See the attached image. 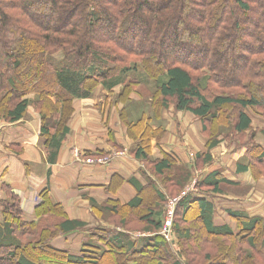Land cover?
Here are the masks:
<instances>
[{
    "label": "trees",
    "instance_id": "obj_1",
    "mask_svg": "<svg viewBox=\"0 0 264 264\" xmlns=\"http://www.w3.org/2000/svg\"><path fill=\"white\" fill-rule=\"evenodd\" d=\"M169 1H184L193 9L181 5L169 13ZM185 16L188 20L182 21ZM28 52L32 58L25 65L23 57ZM132 57L140 59L149 76L155 74L151 77L156 79L165 107L170 99L174 100L176 110L205 120L206 131L208 123L213 124L225 106L235 105L238 113L232 124L233 133L250 132L254 140L257 131H253V119L247 109L256 110L264 118V0H0V105L9 101L5 115L9 123L22 120L28 107L41 100L56 106L90 98L93 87L99 84L110 90L115 88L124 82ZM33 74L35 81L25 89L20 87ZM41 115L46 160L54 164L71 129L61 120L48 123L46 115ZM219 143L217 136L212 137L207 152L196 157L203 156V161L210 164L211 151ZM133 156L149 161L143 147ZM152 164L159 175L171 170L173 164L191 171L164 150ZM252 165L264 169V145L260 143H252L247 149L244 159L237 163L236 173L249 172ZM129 183L137 192L130 202H105L116 208H139L143 202L141 193L151 182L143 186L131 177ZM199 184L221 193V185L232 182L214 170ZM151 187L164 201L165 193L155 184ZM203 194L187 195L179 206L180 212L186 213L196 205L197 217L208 235L232 239L243 235L244 239L259 228L264 229L261 216L236 210H228V214L236 222L238 232L229 224H215L217 206ZM0 203V264H37L18 253L26 247L25 237L30 242L43 241L47 251L66 264H100L113 249L146 256L156 246L167 243L161 234L134 237L133 233L110 227L98 228L82 243L80 253L74 255L54 246L52 241L81 231L86 223L70 219L49 189L40 193L34 207L36 219L32 221L24 219L21 200L12 191ZM46 213L58 214L60 221L56 226L55 222L45 225L42 218ZM152 214L144 219L145 228L161 230L162 221L150 220ZM50 225H54V230L48 231ZM172 264L188 263L178 259Z\"/></svg>",
    "mask_w": 264,
    "mask_h": 264
},
{
    "label": "rangeland",
    "instance_id": "obj_2",
    "mask_svg": "<svg viewBox=\"0 0 264 264\" xmlns=\"http://www.w3.org/2000/svg\"><path fill=\"white\" fill-rule=\"evenodd\" d=\"M181 5L184 7L190 3L184 1L171 3L169 1L167 11L171 13L174 11L173 9L179 8ZM190 7L193 9L191 5ZM181 20L187 21L188 19L185 16ZM59 53L57 56L61 55ZM31 58V53L28 52L23 57L24 64L27 65ZM139 60L136 57L129 60L128 65L131 68L126 71L122 84L111 90L101 84L93 87V94L89 99L99 100L98 107L88 105L91 102L84 103L82 107L80 105L75 106L76 99L64 104L58 103L56 106L51 105L52 103L50 104L46 100H41L28 107V110L38 113L40 117L42 116L41 113L45 114L48 123H53L56 120L63 121L62 123L70 127L71 132L87 133L92 127H103L104 129L121 127L122 132L129 140V152L133 155V152L143 147L148 154L149 161H140L143 163L145 175L151 182V186L155 184L157 189L162 190L166 195L164 201L160 200L153 187L149 186L141 193L143 202L137 209L121 208L120 206L116 208L106 202H96V207L94 205L91 207V213L96 221H93V228L88 230L87 238L83 242L96 229L106 227L125 233H133L134 237H158L161 234L167 242L163 246H156L157 249L155 248L149 254L146 253L148 256L139 253L128 255L123 249H113L107 259L100 264H172L178 259L188 264H264V229L259 228L252 234L245 236L244 239H242L243 235L237 239L211 236L206 233L197 217L196 205L192 206L186 213H181L179 206L187 195L197 197L204 193L203 195L212 199L217 206L215 224H229L235 229V232H238L236 222L230 218L227 209L224 215L229 218L228 220L225 219L222 213L225 201L219 195L264 197V169L252 165L251 170L247 173L249 180L245 185L222 184L221 193H214L211 188L201 187L199 182L204 178L210 166L215 167V170H219L224 175L226 173L228 176H234L233 169L239 161L244 159V154L247 149H250L252 143L263 142L264 118L258 115L256 110L247 109L253 119V131H257L252 141L250 132L243 135L233 133L232 124L237 116L238 107L227 105L221 110L219 118L213 124L208 123V129L205 131L203 129L205 120L190 112L176 110L174 100L170 99L168 107L163 105L158 93L156 79L151 77L152 74H155L152 73L149 76ZM39 73L40 69L37 77ZM34 75L28 76L24 81L25 83H22L20 87L24 89L29 87L37 78ZM28 97L34 99V96ZM8 103L9 101H4L0 105V126L9 124L5 118ZM92 109L96 112H93ZM26 116L29 117V113H26ZM216 136L220 143L211 151L213 160L207 164L203 161V156L196 157V155L198 153L204 155L207 152L210 139ZM165 139H180L184 142L189 160L183 163L187 164V167L189 166L190 172L183 171L182 166L176 164H173L171 170H167L161 175L154 172L152 161L155 158L157 147L151 144ZM65 140L63 144H65ZM44 153L47 157L46 149ZM197 184L199 185L198 188L195 187ZM218 199L220 200L218 201ZM112 209H115L114 213L111 212ZM0 212H2L1 203ZM150 212L153 213L150 220L160 218L162 221L161 230H147L145 228L144 219L150 215ZM261 217L264 225V215ZM42 219H44L45 225L48 222H55L56 226V222L60 221L58 214L46 213ZM0 220H2L1 214ZM168 226L170 231L165 236L167 234L165 229ZM53 227L54 225H50L48 231L54 230ZM175 227L180 228L183 233H180ZM27 239L29 238H24L26 247L24 250L18 251L19 254L21 253L37 264L67 263L59 256L49 253L45 244H42L43 241L30 242ZM248 239H251L250 242ZM76 248L70 247L72 252H69L78 255V252H74Z\"/></svg>",
    "mask_w": 264,
    "mask_h": 264
},
{
    "label": "crops",
    "instance_id": "obj_3",
    "mask_svg": "<svg viewBox=\"0 0 264 264\" xmlns=\"http://www.w3.org/2000/svg\"><path fill=\"white\" fill-rule=\"evenodd\" d=\"M87 102L98 107L100 101L76 99L74 104L82 107ZM27 113L29 117L25 115L18 122L0 126V202L12 191L21 200L24 219L32 221L36 219L34 207L40 193L49 189L52 198L63 205L70 219L86 223L81 231L59 236L52 244L68 251H71L70 247H77L74 252L79 254L81 243L87 238L86 233L96 221L91 213L92 201L100 203L114 199L126 204L137 195L136 189L129 183L131 177L143 186L150 181L145 175L143 163L129 152V140L121 127H92L87 133L71 132L61 147L57 162L50 164L44 153L46 140L40 134L41 117L28 109ZM179 140L154 142V147H157L155 158L161 157L164 150L187 162V148ZM260 144L264 145V140ZM87 153L91 155L87 156ZM214 168L210 166L205 175ZM236 169L237 164L233 169L234 176L226 173L225 176L232 182L230 185L243 186L249 180L248 172L236 173ZM219 196L225 201L223 215L228 210L264 215V197ZM224 216L228 220L229 217Z\"/></svg>",
    "mask_w": 264,
    "mask_h": 264
},
{
    "label": "built area",
    "instance_id": "obj_4",
    "mask_svg": "<svg viewBox=\"0 0 264 264\" xmlns=\"http://www.w3.org/2000/svg\"><path fill=\"white\" fill-rule=\"evenodd\" d=\"M165 231H167V234L165 236H167L169 234V231H170V227L168 226L167 229H165ZM166 233V232H165Z\"/></svg>",
    "mask_w": 264,
    "mask_h": 264
}]
</instances>
